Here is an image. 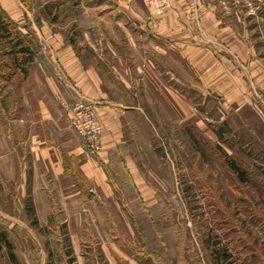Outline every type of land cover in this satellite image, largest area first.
I'll list each match as a JSON object with an SVG mask.
<instances>
[{
  "label": "rangeland",
  "instance_id": "rangeland-1",
  "mask_svg": "<svg viewBox=\"0 0 264 264\" xmlns=\"http://www.w3.org/2000/svg\"><path fill=\"white\" fill-rule=\"evenodd\" d=\"M195 1L218 20L219 69L175 51L143 69L140 0H0V264H264V0ZM84 4L118 5L102 11L116 41ZM65 45L116 109L105 149L70 124Z\"/></svg>",
  "mask_w": 264,
  "mask_h": 264
},
{
  "label": "crops",
  "instance_id": "crops-1",
  "mask_svg": "<svg viewBox=\"0 0 264 264\" xmlns=\"http://www.w3.org/2000/svg\"><path fill=\"white\" fill-rule=\"evenodd\" d=\"M117 6L110 7L108 4L89 6L84 4V9L96 8L97 13L100 12L96 19L97 29L101 31L96 34L97 41L117 40L115 34L108 33V26H115L116 24V26H120L122 22L120 23V20L113 17L109 19L108 13L102 12H110V8L117 9ZM145 6L148 12L147 15L138 14L134 10L128 19V25H132L133 28L138 21L139 24H143L145 27V35H143L144 42H146L144 47L145 58L141 59L144 64L143 69H170L168 65H163L159 60L168 51H175L176 55L181 59L183 58L191 69H219V54L216 51L213 52L216 47L213 43H217L219 27L218 20L213 15L211 8H207L195 0H177L171 2L169 7L164 9L162 13L150 14V6ZM198 10L203 11L199 12ZM182 11H190L196 17L191 20L184 19L185 22L182 24V17L180 18ZM197 12L200 15H196ZM195 23L200 29L199 34L195 32ZM84 36L88 38L85 33ZM128 38L131 40L132 37L128 35ZM58 52L62 54L63 63H68V72L75 78L77 84L76 94L88 101L99 102L95 104V111L102 125L100 147L105 149L109 145L112 146L119 137L120 124L117 120L116 109L106 101L96 100L102 96V93L98 88H95L96 86L90 76L88 69H93V67H89L88 63L79 64L69 46L65 45ZM138 68L135 67V69ZM247 71L250 75L255 73L254 69H247ZM57 102L64 106L59 99H57ZM86 163H88V160H86Z\"/></svg>",
  "mask_w": 264,
  "mask_h": 264
},
{
  "label": "built area",
  "instance_id": "built-area-1",
  "mask_svg": "<svg viewBox=\"0 0 264 264\" xmlns=\"http://www.w3.org/2000/svg\"><path fill=\"white\" fill-rule=\"evenodd\" d=\"M143 4L150 6L151 13H159L168 5V0H140ZM80 97V98H79ZM78 95L70 108L69 121L76 131L84 137L89 148H97L99 136L102 131L101 122L92 106L81 99Z\"/></svg>",
  "mask_w": 264,
  "mask_h": 264
},
{
  "label": "trees",
  "instance_id": "trees-1",
  "mask_svg": "<svg viewBox=\"0 0 264 264\" xmlns=\"http://www.w3.org/2000/svg\"><path fill=\"white\" fill-rule=\"evenodd\" d=\"M20 50L26 51L27 48H26V46L20 44ZM229 164H230V167H232L235 170L236 174L239 175L242 173V171L240 169H238L231 161Z\"/></svg>",
  "mask_w": 264,
  "mask_h": 264
}]
</instances>
